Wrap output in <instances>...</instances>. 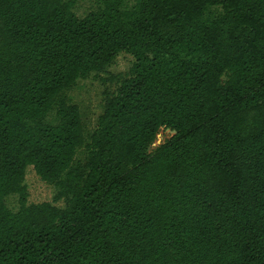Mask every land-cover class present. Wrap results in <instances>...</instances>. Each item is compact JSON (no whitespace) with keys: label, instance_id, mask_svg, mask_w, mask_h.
Returning <instances> with one entry per match:
<instances>
[{"label":"trees","instance_id":"trees-1","mask_svg":"<svg viewBox=\"0 0 264 264\" xmlns=\"http://www.w3.org/2000/svg\"><path fill=\"white\" fill-rule=\"evenodd\" d=\"M77 2L0 0V264H264V0ZM122 52L86 139L65 93Z\"/></svg>","mask_w":264,"mask_h":264},{"label":"rangeland","instance_id":"rangeland-1","mask_svg":"<svg viewBox=\"0 0 264 264\" xmlns=\"http://www.w3.org/2000/svg\"><path fill=\"white\" fill-rule=\"evenodd\" d=\"M99 0H78L75 8L79 16H84L93 10ZM134 57L127 53H120L106 69L100 72H92L85 78H80L76 84L66 93L65 98L79 105L84 124L86 139L94 130L97 120L103 111L104 99L107 92L115 91L121 81L130 75ZM175 131L170 128H162L157 139L152 145L155 149L166 140L170 139ZM25 184L28 189L29 203L50 201L58 206H65V200L55 201L56 186L43 181L36 173L33 166H28L25 175ZM6 203L11 209L19 208L18 195L14 194L6 198Z\"/></svg>","mask_w":264,"mask_h":264}]
</instances>
